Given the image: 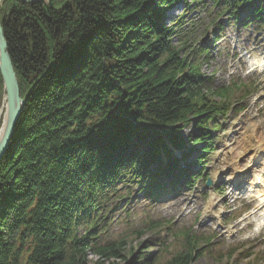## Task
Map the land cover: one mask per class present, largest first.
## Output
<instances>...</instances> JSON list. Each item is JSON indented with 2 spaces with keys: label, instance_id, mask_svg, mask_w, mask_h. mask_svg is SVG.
Segmentation results:
<instances>
[{
  "label": "trees",
  "instance_id": "trees-1",
  "mask_svg": "<svg viewBox=\"0 0 264 264\" xmlns=\"http://www.w3.org/2000/svg\"><path fill=\"white\" fill-rule=\"evenodd\" d=\"M177 3L264 26V0L2 1L26 104L0 163V264L121 261L124 242L101 238L131 188L160 200L202 177L218 121L248 86L218 89L202 74L207 51L177 19L165 24ZM5 97L0 74V129ZM186 239L162 264H193L212 241ZM144 246L124 264H160Z\"/></svg>",
  "mask_w": 264,
  "mask_h": 264
},
{
  "label": "rangeland",
  "instance_id": "rangeland-1",
  "mask_svg": "<svg viewBox=\"0 0 264 264\" xmlns=\"http://www.w3.org/2000/svg\"><path fill=\"white\" fill-rule=\"evenodd\" d=\"M176 19L186 27V34L193 35L192 41L207 51L201 71L213 79L215 87L235 90L245 83L248 90L234 99L233 111L218 121L219 129L212 133V151L205 157L202 173L206 180L158 202L131 188V204L110 215L112 220L101 238V244L124 242L123 259L106 261L94 254L88 259L124 264L134 261L147 244L152 245L148 251L155 262L162 264L184 249L186 237L197 236L213 240L193 264H264V228L258 234V222H242L256 204L247 199L256 196L249 189L264 173V26L244 28L227 18L213 22L216 13L209 15L205 9L178 3L165 24ZM219 24L217 31L214 27ZM190 132L187 127L182 134L187 137ZM242 175L244 182L237 179ZM207 179L212 180L211 187L206 186ZM236 181L242 184L239 191L249 195L244 200L233 192ZM154 223L161 229L151 230Z\"/></svg>",
  "mask_w": 264,
  "mask_h": 264
},
{
  "label": "water",
  "instance_id": "water-1",
  "mask_svg": "<svg viewBox=\"0 0 264 264\" xmlns=\"http://www.w3.org/2000/svg\"><path fill=\"white\" fill-rule=\"evenodd\" d=\"M3 0H0V3ZM23 4H40L48 5L52 0H13ZM0 74L3 80L4 90L6 93L5 117L0 130V163L6 155L8 148L14 136L16 125L21 117L26 101L20 96V87L12 61L10 59L7 43L4 36V30L0 24ZM208 186L211 181H208Z\"/></svg>",
  "mask_w": 264,
  "mask_h": 264
},
{
  "label": "bare ground",
  "instance_id": "bare-ground-1",
  "mask_svg": "<svg viewBox=\"0 0 264 264\" xmlns=\"http://www.w3.org/2000/svg\"><path fill=\"white\" fill-rule=\"evenodd\" d=\"M5 109L3 111V120L5 117ZM1 130V129H0ZM238 177V176H237ZM259 180L262 182V188H260V190H258V182ZM255 186L252 185V189L251 192H255L256 191V196H249L247 197L248 200L252 201V203H256L254 205V209L251 212L252 214V218L251 220H249L252 223H257V228H261L264 225V174L262 175V177L256 179L255 181Z\"/></svg>",
  "mask_w": 264,
  "mask_h": 264
}]
</instances>
